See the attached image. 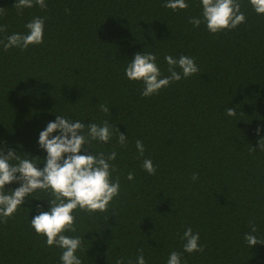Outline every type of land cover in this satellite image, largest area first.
Returning a JSON list of instances; mask_svg holds the SVG:
<instances>
[{
    "label": "trees",
    "instance_id": "obj_1",
    "mask_svg": "<svg viewBox=\"0 0 264 264\" xmlns=\"http://www.w3.org/2000/svg\"><path fill=\"white\" fill-rule=\"evenodd\" d=\"M239 2L245 22L213 34L205 23L189 22L201 16V0H186L188 7L177 11L163 7L166 0H45L46 8L34 5L22 14L15 0H0V24L7 25L0 40L26 34L27 22L45 18L43 43L7 51L0 45V147L43 168L39 133L57 115L85 124L107 120L127 136L125 147L117 133L88 149L117 152L112 179L119 176L121 186L106 212L74 211L78 230L65 234L82 237L76 253L82 264H136L140 248L146 264H167L173 251L182 264H264V244L249 247L244 239L253 223L254 235L264 239L258 146L264 127L256 133L264 126V14L249 0ZM137 52L156 55L162 78L170 74L167 55L194 58L199 72L144 97L143 82L125 74ZM229 107L235 116L227 115ZM146 158L155 175L143 168ZM33 195L41 199L27 197L0 222V264H61L63 250L49 247L30 223L41 208L50 209L48 193ZM189 227L203 252L184 251Z\"/></svg>",
    "mask_w": 264,
    "mask_h": 264
},
{
    "label": "clouds",
    "instance_id": "obj_2",
    "mask_svg": "<svg viewBox=\"0 0 264 264\" xmlns=\"http://www.w3.org/2000/svg\"><path fill=\"white\" fill-rule=\"evenodd\" d=\"M257 14H264V0H249ZM38 5L41 9L47 7L45 0H15L14 7L18 14H22L25 8ZM202 13L200 17H192L190 23L199 27L203 22L207 30L213 34L225 30L237 28L244 23L246 16L241 11L239 0H201ZM163 7L173 11L186 9V0H166ZM0 15L3 9L0 8ZM45 18L35 17L25 24L26 34L13 33L0 40V45L7 51L9 48L26 50L30 45L43 43ZM7 25L0 24V32H6ZM157 57L153 53L137 52L131 62L125 68V74L129 80L142 81L144 84L141 95L149 97L157 94L162 88L168 87L171 82L179 81L182 76L190 77L199 72L194 58L181 55L178 59L171 55L165 56L168 64V76L162 78V73L157 65ZM177 67L182 70L177 71ZM101 111L107 113L109 108L100 106ZM227 115L235 116V108H226ZM262 127L258 126L256 133L259 136ZM85 130L86 134H85ZM53 133H57L53 135ZM117 142L121 147L127 145V136L121 133L105 120L102 124L89 122L85 124L80 120H70L63 115H57L55 121H50L40 131L38 145L45 150V166L37 167L40 163L32 158H21L12 149L5 152L0 147V222L7 223L25 203V199L37 191L48 193L50 209L42 208L39 214L31 219V227L35 233L46 237V244L62 249L61 264H82L76 254L81 248V236H69L65 233H76V217L73 215L77 209L87 213L106 212L108 205L120 193V178L112 179V173L117 169L112 161H115L117 152L110 153L93 151L89 154L92 142L107 143L117 134ZM259 148L264 151V137L259 139ZM84 154H81V150ZM136 149L140 157H143L145 148L141 140L136 141ZM16 161V163H12ZM143 168L149 175H155L156 166L151 159H144ZM19 174V175H17ZM131 181L134 173L129 172L126 177ZM192 179H198L193 173ZM13 182L19 183V187L6 191L5 186ZM37 197V196H35ZM41 199L40 197H37ZM40 207L39 205L37 206ZM255 224H251V232L245 234V241L249 247L264 244V239L258 238ZM183 249L187 253L203 252L204 246L199 243V233H193L191 227L187 228L182 236ZM140 255L136 264H146L143 248L138 249ZM116 264H123L117 259ZM131 264V262H129ZM167 264H182L181 253L173 251L169 254Z\"/></svg>",
    "mask_w": 264,
    "mask_h": 264
}]
</instances>
